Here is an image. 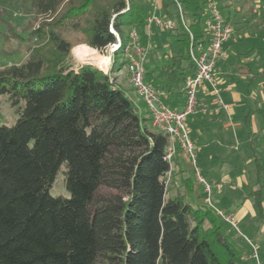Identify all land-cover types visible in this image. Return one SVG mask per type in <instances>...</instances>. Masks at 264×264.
<instances>
[{"label": "trees", "instance_id": "16d2710c", "mask_svg": "<svg viewBox=\"0 0 264 264\" xmlns=\"http://www.w3.org/2000/svg\"><path fill=\"white\" fill-rule=\"evenodd\" d=\"M177 1L188 30L174 3L163 0L165 11L174 9L176 26L167 33L173 54L145 74L163 94L184 93L194 71L190 47L207 42V0ZM141 3L149 5L129 0L122 13L126 0H0L9 36L25 41L5 20L24 13L33 22L22 32L37 41L25 63L0 69V97L18 114L13 125L0 124V264H248L220 218L186 201L195 192L189 177L186 193L168 198L167 175L180 173L177 156L166 159L168 137L112 77L121 68L113 60L106 74L72 61L75 46L103 52L116 43L111 25L121 39L112 58L124 56L132 28L146 45L149 9ZM253 157L257 184L247 196L263 218L264 153ZM61 171L68 198L51 195Z\"/></svg>", "mask_w": 264, "mask_h": 264}, {"label": "rangeland", "instance_id": "374dc122", "mask_svg": "<svg viewBox=\"0 0 264 264\" xmlns=\"http://www.w3.org/2000/svg\"><path fill=\"white\" fill-rule=\"evenodd\" d=\"M229 0L226 2H219V6L221 9V12L223 16L226 18L227 15V10L230 9V7L226 6ZM249 2L252 4V2L249 0ZM235 5L238 3L235 0ZM250 3L245 2L243 4V13L244 16H246V13H251L255 11L254 8H250ZM264 3V0H263ZM142 8H147L150 9V6L144 5L141 3ZM254 9V10H253ZM257 8L256 10L258 12L254 13V16L248 19V24L249 26L247 27L248 33H245L241 31V29H238L235 35L232 38V42L234 43V48L231 53V61L230 63H234L235 65L239 66V70L236 72V80H237V90H240L243 92V94H249V101L246 105V107H239L237 103H235V107L232 110V107L229 103L225 101L223 93L222 98L223 100L230 105V114L227 112L225 113L226 116L229 117L230 115V126L226 129V132L224 136H220L219 142H217V150H216V165H222L224 164L223 162L225 160H229L233 166L235 165V162H239L236 167L238 170L236 171L235 175L238 173H244L247 178L249 176H252V178H249V183L247 186H238V184L234 185H228L224 188V192H232L236 193L231 195L232 199L238 200L237 203L235 204V209L237 205L241 206L242 201L244 199H248L254 210L253 213L248 214V218L244 222H238V227L239 230L241 231L242 234L247 236L248 238L252 239L256 245L259 247L258 255H259V262L261 264H264V217L261 218L259 214L257 213L256 207L254 203L249 199L247 196V192L249 188L252 186L250 185L251 180L257 181V175H256V166L254 163L253 159V152H256L258 155L263 156V141H264V135L262 128L264 125V112L263 113H256L257 110L256 108L263 107L264 104L262 103L264 100V77L261 75L262 70L264 69V8L260 9ZM257 13L259 14L257 16ZM5 20L13 27L15 32L17 34H20L25 38L24 42H21L17 38H13L9 36V27H7L1 20H0V69H3L4 66H11V65H22L25 63V61L28 59L29 53H30V47L34 44L37 43L36 40L33 42L28 41L26 38L28 37V33H23L22 30H24L29 23L33 22L32 16L24 14V13H12L9 17H7ZM38 25V22L35 23V26ZM154 33V30L152 31V34ZM151 34V45L152 49L154 46H160L161 43L167 38V33H159L156 36H152ZM247 34V38H243L242 40L238 39L240 35ZM9 36V38H8ZM85 46H88L86 44H82ZM78 45V46H82ZM75 46V47H78ZM74 47V48H75ZM90 47V46H88ZM73 48V49H74ZM91 48V47H90ZM73 49L71 52L72 56V61L75 65L79 64H90V62H80L79 60L76 59V57L73 54ZM93 49V48H92ZM96 50V49H95ZM97 51V50H96ZM118 51V50H117ZM116 51V52H117ZM152 51V50H151ZM97 53L104 57V58H109V66L107 67L106 70H101L100 68H97L94 64H90L93 67L103 71L104 73H109L111 67L113 66V60L115 62V65L117 68L125 69L127 68V65L125 63L124 56L122 54H119L117 57H113L112 55L115 53H111L109 48L105 49L103 52L97 51ZM251 70L252 75L249 76L247 73L248 71ZM113 78L116 79L115 75H112ZM220 90L222 91L221 87L219 86ZM134 90V89H133ZM203 97H211V96H205L201 95ZM212 98V97H211ZM210 98V99H211ZM135 100L137 103H141V101L134 96L132 98ZM214 99V98H213ZM211 102V101H210ZM200 103V100H199ZM263 104L261 106L260 104ZM216 105V104H215ZM204 106V105H203ZM202 106V107H203ZM210 105L203 107L205 109V112H203L206 116H210L209 114L212 113V108L213 110H216L215 108ZM198 112L200 111V107L198 106ZM223 112V111H221ZM221 112L217 113L218 115L221 114ZM248 112V113H247ZM249 112H252L250 114ZM247 113V114H246ZM202 114V113H201ZM246 114V115H245ZM254 114V125H253V120L251 118V115ZM198 115L195 114L193 117H196ZM18 118V114L15 111V108L10 106V102L8 100L7 96H1L0 97V124L4 125H13ZM216 120V119H215ZM212 125V130L217 131L218 129H221L216 122H210ZM252 126H251V125ZM241 126V129H240ZM253 127V128H252ZM255 129L257 133L251 130ZM258 149V150H256ZM198 152V151H197ZM183 153V152H182ZM184 154V153H183ZM186 157V156H185ZM188 164H186L187 168L191 171L193 177H194V172L192 170L191 164L186 157ZM253 159V160H252ZM248 160H252L250 163L247 164ZM198 161L199 165L203 171V173H206L205 167L207 166L206 162V157L202 156L200 158L199 153H198ZM233 161V162H232ZM216 166V167H217ZM64 167V166H63ZM63 170V168H62ZM264 178V174L262 175ZM195 182V180L193 179ZM236 182V181H235ZM234 182V183H235ZM257 183V182H256ZM261 183L264 186V179L261 181ZM255 186V185H254ZM231 189V190H229ZM168 190V198L175 197L179 192L182 194L186 193L184 188L181 186V183L179 182V179L174 178V176L171 178V182L167 188ZM222 191V192H223ZM199 193L202 197V199L205 198V192L203 189L199 190ZM51 195L53 196H63V197H69L70 194L67 191L66 187L64 186V175L62 171L59 173L57 176L54 187L51 190ZM218 193L215 191L213 200L214 202L216 201ZM187 202L190 203H200L202 204L201 201L197 200L195 196H189L186 198ZM217 204V202H215ZM226 203H224V207ZM233 207V206H232ZM234 208V207H233ZM223 209V208H222ZM224 210V209H223ZM225 211V210H224ZM227 213V211H225ZM245 223H248V228H246ZM220 224L224 231L227 233L228 237L231 239L232 243L238 248L240 245H242L244 248L239 249L241 251V260L248 263V264H257V262L252 259L251 253L252 250L248 246L247 242L242 238V236L236 232L229 224L225 223L223 220L220 219ZM256 237V239L254 238ZM239 240V243H238Z\"/></svg>", "mask_w": 264, "mask_h": 264}, {"label": "built area", "instance_id": "2783aa9c", "mask_svg": "<svg viewBox=\"0 0 264 264\" xmlns=\"http://www.w3.org/2000/svg\"><path fill=\"white\" fill-rule=\"evenodd\" d=\"M169 1L174 3L181 24L188 30L189 20L186 11L177 0ZM126 2L127 7L122 13L129 10V0H126ZM162 2L163 0H148L150 6L147 17L149 38H151L152 31L155 29L161 33H168L176 26L175 18L169 17L164 13ZM204 28L207 42L198 46L191 45L189 50L194 71L186 79L184 87L186 105L182 110L171 108L166 104L164 94L145 81L146 63L151 54L152 45L150 40L146 45H142L140 43V33L135 28L129 30L128 43L124 48V57L127 61L130 82L137 98L145 104L152 120L153 128L168 137L169 145L166 159L171 162L179 151L186 155L194 172L196 186L201 187L205 192L206 196L203 199V204L242 236L252 250V259L257 264H261L258 255L259 247L256 243L241 233L238 221L233 214L226 213L215 204L213 200L214 193L215 191H222L224 183L221 181L213 182L203 173L198 161L197 147L188 127L189 118L198 113L201 95L214 98L217 113L225 111L230 114L231 111L230 105L222 98L216 67L224 56V46L233 35V27L226 21L221 12L219 2L216 0H207L206 2ZM110 31L116 36V43L108 47L110 52L114 53L121 48V39L112 25L110 26ZM128 98L133 101L131 97L128 96ZM133 102L135 105L137 104V102ZM171 178V172H169L166 178L167 188Z\"/></svg>", "mask_w": 264, "mask_h": 264}, {"label": "crops", "instance_id": "0c3cea01", "mask_svg": "<svg viewBox=\"0 0 264 264\" xmlns=\"http://www.w3.org/2000/svg\"><path fill=\"white\" fill-rule=\"evenodd\" d=\"M238 3H236L237 5L234 7L235 5V0H229L228 3L226 4L227 8L228 6L230 7V9H226L227 10V15H230V24L233 27V35L230 39V41L224 46V56L222 57V59L219 61L217 67H216V71L218 73V82H219V86L222 89V93L224 95L225 101L227 103H229L233 108L235 107V103L239 104L238 106L243 108L246 107L247 103H248V99H249V94H243L242 91L237 90V80H236V72L240 71L239 66L235 65L233 62L230 63L231 61V53L230 51L233 50L234 48V43L232 42V38L235 35V33L237 32L238 29H241V31L248 33V29L247 27L249 26L248 24V19L251 18L252 16H254V13L258 12L256 9L257 8H264V3L263 0H250L252 2V4L249 2V0H246V2H248V4L250 3V8H254L255 11L251 12V13H246V16H244L243 13V4L245 2V0H236ZM253 9V10H254ZM259 9V10H260ZM169 13V15L167 16H172L174 9L172 7H170L168 10H164V13ZM259 14L257 13V16ZM158 30H154V33L152 34V36H156L158 35ZM160 33V32H159ZM247 34H244L243 36L240 35L238 37V39L242 40L243 38H247ZM151 39V38H150ZM173 54V50H172V45L169 44V42L167 41V38H165V40L163 41V43L160 44V46H154V48L151 51L150 56L148 57L147 63H146V69H155L165 63L168 62V59L172 56ZM260 71H263L262 68ZM249 76L252 75L251 70L248 71L247 73ZM112 75H115L116 77V83L118 85H120V87H122L128 94L129 97L134 98L137 97L132 84L130 82V76L128 73V69L125 68L123 69H115L114 73ZM212 97V96H211ZM210 97V98H211ZM184 93L182 92L181 94H176V93H165L164 94V100L166 102V104H168L171 108L177 109V110H182L184 108ZM209 97H203L200 96L199 100V107H200V111L198 112V115L196 117H190L188 120V127L190 129V133H191V137L197 147V151L199 153L200 158H202V156L206 157V162H207V166L205 167L206 173L205 175L211 180V181H221L224 183V188L228 185H234V184H238V186H247V184L249 183V178L251 179L252 176H249V178L246 177V175L244 173H238L235 175L236 171L238 170L236 167L234 168V166H237L236 163H238L239 166V162H235V165L233 166V164H231L229 162V160H225L222 165L217 166L216 165V150H217V142H219V137L220 136H224L226 129L230 126V122H228V120H230V115L229 117L225 115V111L221 112L220 115L216 114V110H213L212 108V113L213 114H209L210 116H206L203 112H205V109L203 107L212 105L215 108V100L213 99V97L210 99ZM135 101V100H133ZM211 101V102H210ZM264 104V100L262 102ZM260 104L261 106H263V104ZM140 109L142 107L146 106L145 104L141 101V103H137L136 104ZM204 105V106H203ZM203 106V107H202ZM211 106V107H212ZM231 110V111H232ZM257 112L259 114L264 112V108L263 107H258L256 108ZM202 113V114H201ZM248 113V112H247ZM246 113V114H247ZM250 114H252V112H249ZM245 114V115H246ZM251 118L253 120V125H254V114L251 115ZM216 119V120H215ZM228 119V120H227ZM216 122L218 123L219 127L221 129L217 128V131L212 130V125L210 122ZM251 125V124H250ZM252 126V125H251ZM253 128V127H252ZM262 128V127H261ZM241 129V126H240ZM254 131L255 133H257V131L255 129L251 130ZM258 150V149H256ZM186 155L183 154L181 151L178 152L177 157H176V162L178 164V168H177V172H180L178 175H176L174 178L179 179V182L181 183L182 186V182L183 180H185L186 178H190L192 180V183L194 184V195L195 198L199 201H201L203 203V199L199 193V190H201V187H197L195 182L193 181L194 177L191 173V171L189 170V168H187L186 164H188V161L185 157ZM254 159V157H253ZM252 159V160H253ZM252 160H248L247 164L250 163ZM233 162V161H232ZM262 165L264 167V159H262ZM217 166V167H216ZM264 178L263 176H261V180L262 181ZM236 181V182H235ZM235 182V183H234ZM257 181H250V185L254 186L256 185ZM183 187V186H182ZM223 188V190H224ZM185 190V189H184ZM222 190V191H223ZM231 190V189H229ZM250 190V188H249ZM248 190V191H249ZM220 191L217 192V198L216 201L217 205L220 208H223L225 211H227L228 214H233L234 217L236 218V220L239 222H244L247 218H248V214L251 212L254 214V210H253V206L251 204V202L248 199H244V201H242L241 206L237 205L236 209H235V204L237 203L238 200L236 199H232L231 195L236 194L232 192H227V191ZM186 192V190H185ZM248 193V192H247ZM190 196V195H189ZM191 196V197H192ZM188 198V195L187 197ZM224 203H226L225 207L223 206ZM238 204V203H237ZM234 208H233V207ZM246 228H248V223H245ZM256 239V237H254ZM239 243V240H238ZM243 249L244 247L242 245H240V247L238 246V249Z\"/></svg>", "mask_w": 264, "mask_h": 264}, {"label": "bare ground", "instance_id": "6f19581e", "mask_svg": "<svg viewBox=\"0 0 264 264\" xmlns=\"http://www.w3.org/2000/svg\"><path fill=\"white\" fill-rule=\"evenodd\" d=\"M73 54L80 62H90L101 70H106L109 66V58L100 56L95 49L82 45L73 49Z\"/></svg>", "mask_w": 264, "mask_h": 264}]
</instances>
